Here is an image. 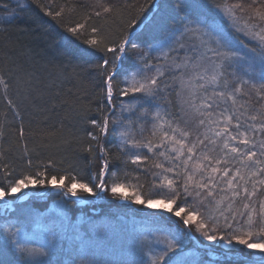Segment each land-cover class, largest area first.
<instances>
[{
    "label": "snow or ice",
    "instance_id": "snow-or-ice-1",
    "mask_svg": "<svg viewBox=\"0 0 264 264\" xmlns=\"http://www.w3.org/2000/svg\"><path fill=\"white\" fill-rule=\"evenodd\" d=\"M146 4L155 11L145 4L126 10L110 0H91L86 9L56 0L17 5L36 11L67 42L45 29L48 47L67 63L44 83L4 52L13 66L0 67L3 117L6 122L10 111L21 120L15 135L23 149L10 158V149L0 147V209L49 190L81 202L82 194H106L152 210L146 213L151 228L133 238L131 258L121 264H264V2L176 0L179 21L156 0ZM73 57L95 62L73 64ZM69 66L74 75L79 68L99 81L97 115L83 117L79 155L35 158L21 106L35 107L45 92L55 106L58 93L49 90ZM173 94L176 114L167 110ZM31 214L26 209L0 221V264H76L51 259L64 251L57 233L44 228L38 243L21 222ZM173 218L174 231L163 224ZM193 233L202 240L188 248Z\"/></svg>",
    "mask_w": 264,
    "mask_h": 264
},
{
    "label": "trees",
    "instance_id": "trees-1",
    "mask_svg": "<svg viewBox=\"0 0 264 264\" xmlns=\"http://www.w3.org/2000/svg\"><path fill=\"white\" fill-rule=\"evenodd\" d=\"M29 0H0V67L7 70L13 65L9 59L4 57V52L7 51L11 61L23 65L26 70L36 71L44 83L49 78V73L55 74L57 72V66L67 63L56 56L55 50L48 47V43L44 39V31L52 33L55 39L62 45L67 42L62 41L60 36L55 35L52 28L45 23L44 19L36 14V11L25 10L20 11L17 7L18 4L27 3ZM46 2V0H45ZM91 0H56V3L64 4H76L78 7L87 8ZM122 6H125L126 10H131L132 6L145 4L146 8H151V11H155L154 6L146 4V0H110ZM229 2H234L229 0ZM264 2V0H257V3ZM156 3L161 4L162 12L170 14L179 21L183 12L174 8L176 0H156ZM243 3L252 4V0L243 1ZM7 5V8L4 7ZM254 7L256 5H253ZM32 9H35V5H32ZM8 13H12L9 16ZM46 19V18H45ZM264 26V25H261ZM245 40V43H249L250 47H255L256 42H249L244 36H240ZM75 47V45H70ZM30 50V51H29ZM153 55H156L153 53ZM183 56V52L180 54ZM87 60L84 58L73 57V64L83 65ZM89 63H94V60H87ZM77 74H73V68L67 67L64 71V78L58 82L57 88L49 90V92L58 93L55 106L50 102L49 93L45 92L42 98L35 101V107L32 104L22 105L23 124L25 127V136L29 149H34L33 156L35 158H47L50 155L56 156L57 159L61 157H72L79 155L77 144V138L83 135V130L87 125L84 123L83 117L87 115L89 118H94L97 114L92 111L99 103H101L99 81L93 78V74L81 72L79 68L76 70ZM179 84L176 83L174 88H178ZM43 91V85H41ZM172 89H170V92ZM17 89L13 87L10 89V95L15 98ZM169 99L173 101L172 104L167 105V110L174 114L177 113L179 108L178 98L173 94L169 96ZM119 102L117 101V104ZM7 108L6 102L3 97L0 96V122H4L3 114ZM4 137L0 140V147L8 151L10 158L18 156L23 149V142L19 141L15 135L21 120L14 118L13 114L9 111L7 121L4 122ZM145 123V135L149 134L152 120L149 115ZM114 144L115 141H112ZM112 146L111 144L109 145ZM37 154H39L37 156ZM94 170V169H93ZM87 169L85 172L87 173ZM131 171V169H129ZM40 192L45 189L40 188ZM48 195L50 198L60 199L65 204V211L71 218L83 216L86 220L79 227V236L85 239H92L96 230L102 229L106 225L115 228L121 234H130V229H134L133 225H129L126 222L132 223L135 218H139L141 221L140 226L151 228V224L148 223L147 212H151L150 209H141V206L131 204L127 205L118 203L119 199L101 194L100 198L90 197L87 194H82V199L86 202H75L73 198L62 200L59 196L51 193L49 190ZM48 199V198H47ZM47 199L40 197L38 199H32L30 194L28 201L19 202L13 204L12 210L7 213L0 212V221L4 218H15L21 214L22 210L31 209V215L21 216V222L24 227L29 230L30 227L35 225H45L50 220H54V217L44 215L47 211L46 201ZM89 206V207H88ZM92 207L95 213L90 212L89 208ZM96 224L97 228L94 230L92 227ZM165 227L172 229L176 228V218L171 221L164 220ZM95 225V226H96ZM114 229V230H115ZM76 230L66 232L61 235L58 240V244L64 249V239L70 235L74 237ZM74 240V239H73ZM197 240H202L198 233H193L191 240L187 241L188 248L193 247ZM75 245H78L76 243ZM72 245L71 252H61L57 254L53 260L60 259H74L73 254L76 253L77 246ZM67 247V246H66ZM93 248L89 246L85 249ZM63 254V255H62ZM85 256H89L86 254Z\"/></svg>",
    "mask_w": 264,
    "mask_h": 264
},
{
    "label": "rangeland",
    "instance_id": "rangeland-1",
    "mask_svg": "<svg viewBox=\"0 0 264 264\" xmlns=\"http://www.w3.org/2000/svg\"><path fill=\"white\" fill-rule=\"evenodd\" d=\"M236 2V0H233ZM246 1V0H243ZM242 36V35H241ZM255 71H259L258 66L256 67ZM44 192V191H42ZM52 193V192H51ZM30 196V194H29ZM43 198L47 199V211L44 212V215L52 216L54 217V220H50L45 225H35L30 227L28 230L29 233L34 235V239L39 243L44 236V228H52L58 236V240L60 239L61 235L70 232L71 230H76V233L74 234V237H71L68 235L64 241H65V248L64 252H69L68 250H72V245L78 243L75 251L78 254H73L76 264H80L81 260L85 262V264H121L122 261L130 259V246L133 242L134 237H138L140 230L145 229L146 227L140 226L139 223L142 221L139 218H135V221L126 222L129 225H134V229H130V234H121L119 231H117L115 228H112L111 226L106 225L104 228L100 227L102 229L97 228V225H93V229H99L96 230L97 232L93 235L92 239H85L82 236H79V227L86 222L85 218L83 216L71 218L69 214L65 211V204L60 199L56 198H50L49 195L43 196ZM66 200V199H65ZM75 202L77 201L75 198H73ZM83 200V199H82ZM85 201V200H84ZM23 202V200L18 201ZM118 203L127 205V207H130L131 204L128 202L119 200ZM89 207V206H88ZM13 208V205H12ZM10 209H0V212L7 213L8 211L12 210ZM90 212L95 213L96 211L93 210L92 207L89 208ZM152 211V210H150ZM141 221V222H140ZM149 225V223H147ZM96 225V226H95ZM115 229V230H114ZM74 239V240H73ZM187 243V241H186ZM206 243V242H205ZM67 246V247H66ZM89 246H93V248L85 249ZM192 248V247H190ZM188 249L186 248V251ZM71 252V251H70ZM69 252V253H70ZM86 254H89V256H85ZM63 255V254H62ZM215 255L217 257H220L222 254L218 250ZM57 254L54 255L52 258H56ZM70 259V258H68ZM67 260V259H64Z\"/></svg>",
    "mask_w": 264,
    "mask_h": 264
}]
</instances>
